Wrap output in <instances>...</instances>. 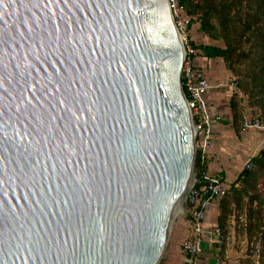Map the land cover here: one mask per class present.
I'll list each match as a JSON object with an SVG mask.
<instances>
[{"label": "water", "instance_id": "water-1", "mask_svg": "<svg viewBox=\"0 0 264 264\" xmlns=\"http://www.w3.org/2000/svg\"><path fill=\"white\" fill-rule=\"evenodd\" d=\"M169 0H0V264H159L194 176Z\"/></svg>", "mask_w": 264, "mask_h": 264}, {"label": "trees", "instance_id": "trees-1", "mask_svg": "<svg viewBox=\"0 0 264 264\" xmlns=\"http://www.w3.org/2000/svg\"><path fill=\"white\" fill-rule=\"evenodd\" d=\"M178 3L184 14L190 17L191 36L192 33L199 36V39L192 41L197 54L202 52L208 61L223 60L226 68L238 76V83L248 96V104L262 111L259 118L264 123V55L259 54L264 50V0H178ZM194 24L199 26L193 27ZM202 36L213 43L201 42ZM216 41L222 43L218 45ZM242 66H246L247 70L244 71ZM229 106L232 127L236 132H241L242 121L236 95L231 97ZM253 161L254 167L251 170L243 169L230 183L233 190L217 203L220 208L217 225L225 237L228 236L226 224L229 206L233 202L239 205L247 197L251 203L258 199L252 192L264 176V147ZM203 165L200 153L196 152L197 179L201 178ZM258 217L264 224V212ZM226 248L227 245L221 247L222 250ZM243 264L255 263L251 258H246ZM260 264H264L263 257H260Z\"/></svg>", "mask_w": 264, "mask_h": 264}, {"label": "built area", "instance_id": "built-area-1", "mask_svg": "<svg viewBox=\"0 0 264 264\" xmlns=\"http://www.w3.org/2000/svg\"><path fill=\"white\" fill-rule=\"evenodd\" d=\"M173 22L178 31L184 47V59L181 69V85L190 110L195 142L200 153L201 163L204 164L214 140L213 126L223 120V115L212 111L209 103V94L224 86L222 83L214 84L206 74L196 66L197 50L188 37L191 24L190 17L186 16L178 0H169ZM242 132H258L264 135V123L259 115L246 118L241 123ZM264 142V140H263ZM254 156L246 158L243 169L251 170L254 167ZM233 190L230 183L211 175L207 171L201 173L187 193V204L190 230L182 244L185 264H198V258L206 241L220 249L229 245L231 239L224 236L217 224L208 226L207 215L211 207L221 198Z\"/></svg>", "mask_w": 264, "mask_h": 264}, {"label": "crops", "instance_id": "crops-1", "mask_svg": "<svg viewBox=\"0 0 264 264\" xmlns=\"http://www.w3.org/2000/svg\"><path fill=\"white\" fill-rule=\"evenodd\" d=\"M205 37L202 36L201 42L208 43ZM196 38L199 39V36L196 37L192 33L191 40H196ZM202 55V52H200L195 57L196 66L206 74L212 83H220L221 77L218 75L217 79L215 74L217 59L208 61ZM213 62L214 66L211 65ZM227 91V89L222 87L211 92L208 97L212 111L221 113L224 119L213 126L214 140L201 172L207 171L211 175L221 178L224 182L231 183L243 170V159L257 155L261 147H258L257 151H255V148L263 141L260 140L261 134H258V132L241 131L238 133L232 127L230 106L229 103H226L224 97ZM218 207V204H216L208 211L206 221L208 226L217 224ZM189 230L190 223L184 220L175 228L174 235L164 252L165 255L163 254V260L161 259L162 262L160 261L161 264H185L182 244L188 236ZM229 246L222 250L206 241L199 255L198 264H243L242 258H244V255L233 248V246Z\"/></svg>", "mask_w": 264, "mask_h": 264}, {"label": "rangeland", "instance_id": "rangeland-1", "mask_svg": "<svg viewBox=\"0 0 264 264\" xmlns=\"http://www.w3.org/2000/svg\"><path fill=\"white\" fill-rule=\"evenodd\" d=\"M198 26L199 24H194L193 27H198ZM191 28H192V24L189 27V33H188V37L190 39H191ZM200 35L202 34L200 33ZM205 40L208 43L209 42L213 43V41L209 40V38L207 37H205ZM215 43L220 45L222 42L216 41ZM259 54L263 56L264 50H261ZM215 64H216L215 65L216 78L219 75L221 77L220 83L224 84L223 88L228 90L224 96L226 99V103L230 104V100L233 95H236L237 97L239 110L241 114V121H243L246 118H252L256 115H261L262 111L260 109L253 108L255 106L248 104L249 103L248 96L243 91L240 84L238 83V76L235 75L230 70H228L227 68H225L226 66L222 59H217ZM211 65L214 66V62ZM242 68L244 71L247 70L246 66H242ZM258 134H261L260 140L263 141L264 135L262 133H258ZM258 147L261 148L264 147V142H262L259 146L257 145L255 151L258 150ZM197 150L198 147L196 146V151ZM245 161L246 158L243 159V164L245 163ZM194 176H195V180H194L195 182L197 180L196 171H195V161H194ZM252 193L258 196V199H256L254 202L251 203L249 198L247 197L239 205L233 202L229 206L228 209L229 215L226 224V233L231 239V243L229 244L230 245L229 247L233 246V248H235L238 252L244 255V258H242L243 260L246 258H251L255 264H260V257H263V261H264V224L261 223L262 221L261 219L259 220L258 215L264 212V176L258 182L256 190H254ZM182 208H183L182 212L178 214L176 227L180 225V223H182L183 220L189 222L190 218L187 211L188 210L187 197L183 200ZM219 213H220V208L218 215ZM161 262L159 264H161Z\"/></svg>", "mask_w": 264, "mask_h": 264}, {"label": "bare ground", "instance_id": "bare-ground-1", "mask_svg": "<svg viewBox=\"0 0 264 264\" xmlns=\"http://www.w3.org/2000/svg\"><path fill=\"white\" fill-rule=\"evenodd\" d=\"M180 40H181V36H180ZM193 130H194V128H193ZM193 132H195V131H193ZM193 183H194V180H193V178H191L190 183L187 186V193H188V190L190 189V187L193 185ZM182 203H181L180 209L178 211V214H180L182 212V209H183L182 208Z\"/></svg>", "mask_w": 264, "mask_h": 264}]
</instances>
